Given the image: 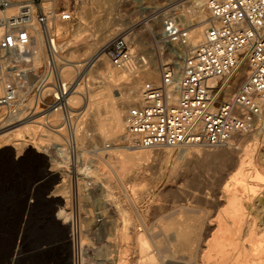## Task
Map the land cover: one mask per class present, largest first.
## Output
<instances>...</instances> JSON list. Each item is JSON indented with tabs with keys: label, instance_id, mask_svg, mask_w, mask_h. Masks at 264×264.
<instances>
[{
	"label": "rangeland",
	"instance_id": "374dc122",
	"mask_svg": "<svg viewBox=\"0 0 264 264\" xmlns=\"http://www.w3.org/2000/svg\"><path fill=\"white\" fill-rule=\"evenodd\" d=\"M42 2L53 3V10L56 14L62 10L71 13L69 20L61 19L59 15L56 19L64 29L68 28L67 33L58 34L57 40L62 45L65 44V41L77 40L69 47H62L61 53L65 60L86 59L101 44L105 46L112 37L120 33L124 34L132 21L143 20L141 26L137 28L135 36H131L129 40L131 51L138 59L137 65L144 62L143 60L148 61L147 66L157 65L155 63H158V66L163 64L160 73H158L159 79L162 78L160 74L163 72V67L165 68L169 63L174 64L176 56L180 55L181 51L178 52L177 48L180 46L175 42L173 46L170 44L165 46L163 42H157L149 36L147 26L152 21H147L149 19L147 17L150 8L165 5L166 8L162 12H167V14L162 16L163 19L174 17L175 22L186 29L196 18L195 13L200 11V8L193 3L184 5L182 8L179 7L177 11L176 9L172 10L174 5L168 7V2L171 0H42ZM206 8L207 5H204L201 10L207 19L209 12ZM178 14L186 16L187 19H179ZM146 27L147 30H145ZM110 32L114 34L105 41H101ZM162 48L164 50H161ZM87 49L91 53L85 55ZM181 49L185 51L183 47ZM105 58L109 64L105 69L106 74L114 76L116 73H121V69L113 66L106 54ZM94 63L95 61L83 73L79 70L75 71L72 80H70L71 82L78 79L82 88L80 92L83 93V99L80 98L81 100L73 106L75 109L84 110V95L87 89H89L87 91L91 90V93L99 95L108 92L105 90L103 82L110 78L105 74L101 75L97 69L98 64L93 66ZM146 65L137 68V71L132 73L133 75L123 69L124 74L122 75L124 76L115 81V85L109 90L112 91L110 94L118 100L124 99L128 91L127 87L135 85L137 77H140L137 83L140 88H143L145 83L151 82L141 74ZM42 68L43 66L39 72ZM90 69L91 72L86 75ZM34 82L35 79L32 80V83ZM154 83L156 84L157 81ZM127 84L129 85L127 86ZM33 91L23 90L29 106L34 101ZM119 92L121 93L119 94ZM138 104H141V101ZM127 111L126 109L124 115L127 114ZM92 112L89 111L87 116L83 111L76 119L79 123L77 157L71 156L66 150L68 149V130L61 126L58 127L61 129L59 130L61 133L56 134L55 138L40 137L37 139L25 136L37 147L34 148L36 155L29 157L20 144H15L18 142L14 139L17 132L15 129L20 123L18 117L8 116L5 109L0 108V136L2 135L0 137V264H10L11 251L17 237L18 255L14 264H75L76 259L73 263L70 238V235L75 232L78 233L79 239L83 238V241L81 240L77 245L80 251L82 246L87 248L82 264H110L117 260L120 264H140L141 255H144L148 250L159 254L161 259L158 260V264H201V256L205 253L203 250H207L208 243L206 242L217 235L220 217L229 205L223 185L229 176L236 172V168L232 167V162L244 154L243 151L238 152L237 147L238 145L244 146L247 139H252L257 130L237 135L234 137L232 146H191L187 149L185 156L180 155L183 147L169 146L148 148L145 155L135 154V157L139 158V164L136 168H131L123 178L126 194L119 186L115 168L111 166L113 161H110V164H104L100 160V157L105 155L104 153L108 151L112 153L111 149L115 144L124 143L118 140L117 136L112 135L102 139L104 135L102 136L99 126H97L98 121L93 117L94 113ZM38 115H41V112ZM52 116L49 119L52 124L58 126L62 118L56 121L57 114ZM13 145L15 146L13 147ZM104 146L105 148L101 149ZM263 146L264 142L257 156L262 167H264L261 161ZM59 147H64L65 150H61ZM7 149H13L12 154L8 155ZM39 150L40 152H36ZM120 150L127 151L126 148L121 147L115 151ZM140 150H135V152ZM64 151H66L67 158L63 157L62 152ZM217 154L228 155L231 161H224ZM209 155L211 156L209 157ZM86 156H90L93 160L91 165L85 168V171L81 161ZM54 161L58 164L56 165ZM96 163L100 166L103 165L105 172L112 177L111 191L114 195L112 198L114 202L104 200L103 184H101L104 180L99 177H104V175L96 172V168H94ZM51 173H53L52 176ZM76 178L79 189L74 192ZM252 179L249 181L253 186L258 187L256 192L258 195L250 203L260 204L250 206L248 218L250 221H256L259 224L258 233H263L264 221L260 222L263 216L260 209H264L262 208L264 207V181L258 182ZM88 181L91 182L89 187L86 186ZM75 200L79 205L77 217L71 210V205ZM245 202H249L247 198ZM116 203L120 205V208L126 209L130 213L126 232H130L129 226L132 231L124 240L121 231L124 224L123 216L118 213V206L113 205ZM61 209H64V214L59 217ZM97 212L99 213L97 214ZM99 216L102 218L101 222H97ZM199 219L205 221L206 233L201 239V247L192 255V258L190 254L197 249V246L192 244L188 247L192 251L189 249L181 251L178 248L175 235L183 226L190 230L193 229V225ZM246 221L243 214L236 220V223L243 224ZM53 222H57L60 229L54 228ZM145 236L151 245L150 248L142 250L137 242L139 238ZM187 240L191 241L192 238H187Z\"/></svg>",
	"mask_w": 264,
	"mask_h": 264
},
{
	"label": "built area",
	"instance_id": "2783aa9c",
	"mask_svg": "<svg viewBox=\"0 0 264 264\" xmlns=\"http://www.w3.org/2000/svg\"><path fill=\"white\" fill-rule=\"evenodd\" d=\"M12 6L16 10L10 12ZM207 8L208 26L197 46L184 55L179 68L171 63L163 68L159 84L145 83L142 103L128 109L127 127L134 146L225 145L235 135L260 130L264 125V0H207ZM50 13L42 0H0V83L5 90L0 95V108L8 116L18 117V122L61 109V127L68 130L66 150L77 157L76 119L82 112L69 105L72 83L63 77L66 60L47 27ZM59 15L64 20L71 18L67 10ZM172 18L165 19V31L167 38L180 46V52L188 31ZM35 24L44 35L47 58L35 82L25 85L16 55L29 53ZM105 52L117 68L138 62L122 33L106 43ZM18 90H34L31 106L24 92ZM173 91L177 92L176 100L170 97ZM261 158L264 164V150ZM75 184L74 192L79 189L77 178ZM71 207L77 217L78 202L75 200ZM101 220L97 217V222ZM70 238L73 263L76 259V264H82L85 257L77 246L78 233Z\"/></svg>",
	"mask_w": 264,
	"mask_h": 264
},
{
	"label": "bare ground",
	"instance_id": "6f19581e",
	"mask_svg": "<svg viewBox=\"0 0 264 264\" xmlns=\"http://www.w3.org/2000/svg\"><path fill=\"white\" fill-rule=\"evenodd\" d=\"M190 3H193L195 6L199 7L200 11L198 13L196 12L197 14L195 13L196 18L192 17L195 19L188 26V29H189L188 39H187V43L183 46V49H185V51H183L181 49V54L176 56V60L174 63L176 68H179L181 66L184 55L188 54V51L190 52L195 46H197V44L203 38V35H204L205 30L207 28L206 26L208 25V22H206L208 20V18L206 19L204 12L201 10V8L204 5H207V0H171V2H168V7L170 5L171 6L174 5L172 10L176 9V11H177V10H179V7L182 8L184 5H188ZM44 7H45L46 11L52 12L48 15L47 27L49 28V30L56 37L60 33L61 34L67 33L68 28L64 29V27L61 26V24H59L56 21L59 14H56L55 10H53V3H51V2L47 3L46 2V3H44ZM165 8H166V6L164 5V6H160V7L153 6L152 8H150V10L148 9L149 14H148L147 18H149V19L147 21H152V22L150 23L149 26H147L148 30H147V27L145 30H147L149 36L151 38H153L154 40H156L157 42H160V43L163 42L165 46L167 44H170L173 46V43H172L173 41L171 39L167 38L166 31H165V23H164L165 20L163 19V17H164V14L165 15L167 14V12H162ZM199 8H197V9H199ZM194 9H196V8H194ZM15 10H16V7L12 6L9 11L13 12ZM180 11H181V9H180ZM192 15H194V14H192ZM177 16L179 17V19H184V20L187 19L186 16L181 15V14H178ZM59 17H60V15H59ZM142 22H143V20L142 21H132L128 25V30L126 32H124V34L127 36L128 40L131 39V36L132 37L135 36L134 34H135V32H137V28L141 26ZM110 28H111V26H110ZM128 31H129V33H128ZM31 33H32L33 37H32V40H31L29 46H28L29 53L18 52V54L16 55V58L19 60L18 61V68L24 71L23 77H24V79H26V82H27V83H25V85H29L32 82V80L35 79V75L39 72V69L42 66H44V63H45L46 58H47V54L45 52V47H46L45 38H44V35H43L42 31L40 30V27L38 26V24L34 25V27L31 30ZM113 34H114L113 32H110L109 34L105 35L101 41H105V39L111 37ZM76 41L77 40H74V39L71 42L65 41V44L62 45L61 42L57 40V46L59 47L60 50H62V47H64V46L69 47L71 44H74V42H76ZM104 48H105V46L103 44H101V46H98L97 49L95 50V52H93V53H91L90 50L87 49L86 50L87 54H85V55H88L90 53L91 54L86 59L66 60L67 62L64 66L62 74H63V77L65 79L72 80L75 71L79 70L80 72L83 73L87 70V68L91 65V63L93 61H95L93 66L98 64L97 69L99 70L101 75L105 74L106 77L110 78V79H108V81H104V82L102 79L105 90H108L107 93H104V94L100 93L102 95H99L96 93H91V90H90V92L87 91L89 89L86 88L87 90H86V93L84 95V101H85L84 110H81V112L85 111V115H87V113L89 111H91V112L93 111L92 112V113H94L93 117H95L96 120L98 121L97 126H99V129L102 133V136L103 135L105 136V137L103 136L104 138L101 136L102 139L107 138L106 136L112 135V136H117L119 138L118 140H121L124 143L121 145L115 144L111 149L112 153L109 151L104 153L105 155L101 156L100 160L102 162H104V164H110V161H113L112 162L113 165H111V166L113 168H115V170H116L115 176L117 177V179L119 181L118 182L119 186H121L120 188H122L124 193L127 194L126 187L123 183V178L131 168H136L138 166V164H139L138 159L139 158L137 159L135 157V154L145 155L148 152L147 151L148 148H154V147L144 148V147H138V146L133 145V143L131 142L129 133H128L127 120H126L127 114L124 115V112L126 111V109L128 110V108L131 105H139L138 104L139 101H141V103H142L143 88H140L139 85L137 84L140 77L136 78V84L135 85H133L131 87H127L128 91L126 93V97L124 99H120L121 101L116 99L115 97H113V95L110 94L112 91H109V90H111L112 86L115 85L116 80L121 79L124 76V75H122V74H124L123 69H124V71L127 70L130 74H132V73H135L137 71L136 70L137 68H139V67L141 68L143 65L145 66L148 61L145 60V62L138 64V65L136 64L137 61H134L131 64H129L128 66L120 68L121 73H119V74L116 73L114 76H111V75L105 73V69L108 68L109 64L106 61L107 58H105L106 52H105ZM161 50H164V49L162 48ZM60 56L64 60V57H63L61 52H60ZM78 57H80V55H78ZM165 62H163V63H165ZM155 64H157V65H151V66L146 65V68L141 72V74H142V76L147 78L149 81H151L153 83L155 81H157L156 84H159V82H160L159 80L161 78L160 79L158 78V73H160V71H161L160 69H161L163 64L161 66L160 65L158 66V63H155ZM91 69L87 72L86 75H88L91 72ZM127 71H125V72H127ZM139 71H141V70H139ZM129 73H127V74H129ZM160 75L162 77L163 72ZM12 78H15L13 73H12ZM104 80H105V77H104ZM71 83H72V86H71L70 95H69V105L72 107V106L76 105L75 103H77L78 101L81 100L80 98L83 99V93L80 92V90H82V88L80 87V82H78V79L75 80L74 82L71 81ZM128 85L129 84H127V86ZM30 87H31V85H30ZM74 88H76V90H74ZM104 88H102V90H104ZM169 90H175V89H173L172 87H169ZM18 91H20L22 93L23 90H18ZM4 92H5V90L2 86V84L0 83V95L3 94ZM100 92H101V90H100ZM120 93L121 92H119V94ZM170 97L172 100H176L177 99V92H174V91L170 92ZM82 108H83V106H82ZM38 114H40V113H38ZM38 114H36L37 116L34 115L31 118H28L24 121H21L15 129V130H17V132L15 133L16 135L14 136L15 137L14 139L18 141L17 143L15 142V144H20L21 147L24 149V151L27 153V155L29 157L36 155V154H34L35 153L34 148H37V147L35 145H33L32 142H29V140H27L25 138V136H31V137L37 138V139H39L40 137L55 138L56 134L61 133L59 131L61 129L58 128L59 126H61L62 119H63L61 109L57 108V109H53V110L48 111L46 114H42V113H41V115H38ZM53 114H55V115L57 114V120L56 121H58L59 118H62L61 123L58 126L52 124L51 120L49 119V118L53 117L52 116ZM94 122H95V120H94ZM53 126H55V127H53ZM77 128H78V125L75 128L76 142H77V137H78L77 136ZM78 135H79V133H78ZM236 136L237 135H235L234 137H236ZM79 137H80V135H79ZM234 137L232 138V140H230L228 142V144L217 145V146H232ZM247 140H246L247 143L245 145L243 144L244 146L240 147V145H238V147H237L238 152L243 151V153H244L243 156L237 160H234V161L232 160L233 161L232 167L234 166L236 168V172L233 173L232 175H230L228 180L225 181L224 182L225 184L223 185V191H224L225 196L228 198L227 201L229 202V205H228L227 210L224 211L220 217L219 230H218L217 235L214 236L210 241L206 242V243H208L206 246L207 250H203V252H205V253L203 255L201 254L202 255L201 256L202 257L201 264H264V232L258 233L257 228H258L259 224L254 220L250 221V219L248 218L249 213H250L249 212L250 206L260 204V203L257 204V202H255L256 204L250 203V201L253 200V198L258 195V193H256L258 191V189H257L258 187L253 186L249 180L251 178H253V179L257 180L258 182L264 181V167H262L260 165L259 160L257 158L258 151H259L262 143L264 142V125L262 126V128L260 130H257V133H255L253 135L252 139H247ZM196 145H200V144L183 146V149L180 151V155L185 156L187 153V149L191 146H196ZM14 146L15 145H13V147ZM120 147L126 148L127 151L120 150V151L116 152L115 150H117V149L119 150ZM59 148L61 150H65L64 147H59ZM104 148H105V146L102 147L101 149H104ZM13 149H7L8 155L12 154ZM140 149H143V150H140ZM135 150H140V151L135 152ZM194 150H196V149H194ZM263 150H264V146H263L262 152H263ZM36 152H40V150L36 151ZM62 153H63V157L67 158L66 157V151H64ZM196 153H197V151H196ZM198 153H200V152L198 151ZM210 156L211 155H209V157ZM218 156H220L222 158V160H224V161L230 160V156H228V155L220 154ZM261 156H262V153H261ZM35 157H37V156H35ZM92 160L93 159L90 156L89 157L86 156V157L82 158L81 165L84 167L83 170H85L86 167H89L91 165ZM261 161H262V158H261ZM54 163L56 165L58 164V162H55V161H54ZM94 168H96V172L98 174L102 173L104 175V177L99 176L100 179L102 177V179L104 180V182H101V184H103L102 190H103V195L105 197L104 200H106V199L112 200V198L114 196L112 191H111L112 177L107 172H105V168L103 165L100 166V165H97V163H96V165H94ZM109 170H111V169H109ZM86 173H88V172H86ZM52 174L53 173H51L50 175L52 176ZM99 177H98V179H99ZM133 189H134V187H133ZM112 190H113V188H112ZM242 192L244 193V196H242V194H243ZM115 198H116V195H115ZM246 198H247V201H249L248 203L245 202ZM57 199L59 200V198H57ZM109 204H110V202H109ZM113 205L118 206V213L123 216L122 221L124 224L122 225V230H121L123 232L122 233L123 234L122 239L123 240L127 239L129 236L128 234L132 231L131 227L129 226L130 232L129 233L126 232V228L128 227L126 224L128 221H130V213L126 209L120 208V205H117V203L113 204ZM262 208H264V207H262ZM260 211L263 215L260 219V222L262 223L264 221V209H260ZM116 213H117V211H116ZM61 214H64V209H61L59 211L58 216L60 217ZM243 214L245 215L247 221L243 224H237L236 220L239 219L241 217V215H243ZM52 226L54 228H59L57 222H53ZM193 227L194 228L190 230L187 227L183 226L178 230L177 234L175 235V237H176L175 239L178 242V248L181 251H183V250L188 251V249H189L188 247L191 246L192 244H193V246L194 245L197 246L196 247L197 249H195L192 253L188 252V253H191L190 254L191 257H192V255L195 254V252L198 251V249L202 245L201 239L205 236V233H206L205 232V228H206L205 227V221L199 219L196 221V224L193 225ZM191 233H193V234H191ZM122 234H121V236H122ZM189 236L192 238L191 241L189 240L190 242L187 240V238L188 239L190 238ZM82 239H80V242ZM137 244L139 245V247L142 250L150 248V245H151L149 243V241L146 239V236L139 238ZM204 245H206V244H204ZM232 248H235V249H232ZM86 249L87 248L85 246H82V248H81L82 256H83L84 252L86 251ZM189 250L192 251V249H189ZM148 251L144 255L141 253L143 256L141 255L142 259L140 261V264H158L159 263L158 260L161 259L159 254L157 253L158 254L157 255L155 252H152V250L149 252ZM17 255H18V237L15 240V244H14L12 251H11L10 264H14V261H15V258L17 257ZM192 258H190V259H192ZM99 264H102V263H99ZM110 264H120V262L117 260V262L115 261V263L113 262ZM189 264H191V263H189Z\"/></svg>",
	"mask_w": 264,
	"mask_h": 264
}]
</instances>
